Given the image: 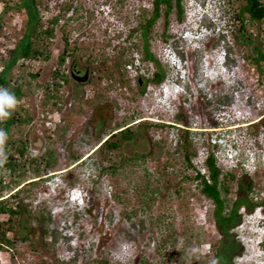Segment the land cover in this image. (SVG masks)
<instances>
[{
    "label": "rangeland",
    "instance_id": "obj_1",
    "mask_svg": "<svg viewBox=\"0 0 264 264\" xmlns=\"http://www.w3.org/2000/svg\"><path fill=\"white\" fill-rule=\"evenodd\" d=\"M16 1L9 0L8 6ZM3 2L0 71L26 20L23 11L4 12ZM61 2L40 0L43 29L60 12ZM151 3L77 0L73 2V8L79 6L77 12L70 9L55 26L49 59L18 61L10 70L7 85L21 83V91L28 92L11 110L20 120L29 117L31 122L19 125L15 120L3 145L4 158L18 166L13 180L19 173L26 175L18 187L8 176L1 180L2 186L11 185V189L3 190L0 200L13 209L20 206L14 219L21 226L8 229L14 222L2 224L8 216L0 215V233L10 230L4 237L9 244L0 241V264H214L212 244L218 235L211 218L212 203L199 192V181L194 179L196 171H203L200 161L205 152L217 157L218 179L227 187L221 193L227 200L226 214L242 194L240 184L251 183L248 199L264 207V168L255 173L229 170L223 160L226 153L233 156L226 152L225 142L232 151L237 148L247 157L264 160V19L246 25L251 38L247 45L235 40V35L240 36L235 13L244 3L241 0H182L181 21L174 10L165 28L162 17L156 20L149 50L161 66L162 81L168 86L181 84L173 66L178 58L186 63L191 81L184 105L176 109L174 102L168 105L170 96L161 102L160 89L151 81L155 65L143 59L142 39L135 31L150 15ZM223 3L225 18L220 17ZM197 17L211 38L183 39V32L198 24ZM64 38L69 49L61 70L68 75L74 62L76 69L88 70V79L79 85L63 81L55 94L60 105H52L54 99L42 105L65 48ZM253 46L262 54L254 64L251 56L259 54L252 53ZM73 48L75 58L68 55ZM116 61L120 66H114ZM28 73L37 77L31 80ZM242 119L253 124H240ZM95 122L100 124L97 131ZM126 124L137 137L120 151L104 155L99 145ZM184 126L190 128L187 135L179 128ZM210 127L220 130L215 133ZM211 136L222 139L224 146L211 147ZM18 142L25 143L22 157L15 153ZM49 152L52 164L45 168L40 160ZM136 152L151 156L120 163ZM185 153L190 154L191 167L185 164ZM112 164L119 165L113 175L106 171ZM37 165L38 178L33 173ZM52 171H57L55 179L47 177ZM16 190L17 199L10 200ZM79 193L82 205L76 199ZM253 210L238 212L241 222L230 231L237 244L230 264H264L254 235L255 231L264 235V230L256 229L259 212Z\"/></svg>",
    "mask_w": 264,
    "mask_h": 264
},
{
    "label": "trees",
    "instance_id": "obj_2",
    "mask_svg": "<svg viewBox=\"0 0 264 264\" xmlns=\"http://www.w3.org/2000/svg\"><path fill=\"white\" fill-rule=\"evenodd\" d=\"M76 1L77 0H70L69 2H67V0H62V2L60 3V12L52 16L47 22L48 23L47 27L43 29L41 23V16L38 8L40 5V0H18L11 7L8 6L9 0H4L3 2V6L5 7L4 12L5 10L8 9L16 10L18 12L23 11L26 17L25 22H23L22 36L15 43L13 49L8 52L9 53L8 61L3 65V68L0 71V88L9 90V92L14 95L16 102H19L23 98H25L28 92L21 91V85H22L21 83L15 84V86L12 88L7 85V79H8L7 76L9 75L10 70L14 67L15 63L18 61L34 62L40 57L43 61L49 59L50 51H51L50 49L51 44H49V41L52 40V38L54 37L55 26L64 16L63 14L68 12L70 9H73L74 12H77L79 6H75V8H73V2ZM241 1H243L244 3L239 7V11L235 13L236 18L240 20V26L238 30L240 36L235 35V40L239 38L241 44L247 45L251 43V38L250 35L247 34L246 25L251 27L254 23L259 24L261 20L264 18V0H241ZM122 2L123 0H118V3L121 4ZM173 10L175 12L177 21H181L183 15L182 0H152L150 15L148 16V18H145L142 24H140L135 29V31L139 32L140 37L142 39L141 53L143 59H145L148 62H152L155 65V71L153 72L151 78V81L154 84H158L162 81L163 72L161 71L160 64L155 60V58L150 53L149 37L155 25V22L158 18L162 17L164 28L168 25V17L171 11ZM133 32L134 31L132 30V32L130 33ZM64 44H65L64 51L62 52V54L58 56L57 70L53 72V80L51 81L50 84H47V91L45 93L46 99L43 100L42 105H46V100L48 101L49 99L51 100L54 99L52 105L54 106L60 105V98L55 94L59 91V87L61 85L60 83H63V81H67L69 79L68 75H64V72L61 70V67L66 59L65 53H67L69 49L67 47L66 38H64ZM74 49L75 48L71 49L70 50L71 52L68 55L70 56L72 55V57H74L73 56ZM254 51L257 52L259 56H256V58L251 56L250 61L253 64L254 61L256 63L260 61L262 55L256 46H253L252 48V53H254ZM246 60L247 61L249 60V56L246 58ZM114 66L118 67L120 66V63L116 61ZM36 77L37 74L28 73V78L31 80L35 79ZM29 81L30 80L26 81L27 87L29 86ZM137 83L139 85L138 81ZM140 91L143 92L142 87H140ZM9 111L11 112V115L4 120H0V129H2L7 134V137L9 136L10 128L12 124H14L15 120L18 121L19 125L23 123L29 124L31 122V118L26 117L25 119L20 120L18 118L19 116H17L14 111H12L11 109H9ZM130 124L128 125L126 124L123 127L116 128L113 131L114 133H112L102 144L99 145V149L104 155H108V153H111L112 155L120 151L123 144L134 141L135 137L137 136H133L132 132L130 131L131 129L130 127H128ZM183 141L185 144L187 143L186 137L183 139ZM16 143H14L15 153L19 157H22L23 153L26 151L25 143L18 142V145H16ZM137 152L138 153L140 152L139 149ZM136 153L134 154V157L124 158L120 163H125L127 159L132 161L136 159H145L146 157L151 156V153L147 154L146 157L144 154H138V153L136 154ZM2 156L4 162H2L0 165V184L2 183L1 180L4 179V177L8 176L12 184L14 183V185L18 187L19 183L21 182L19 179L25 177L26 175L25 172L17 174L16 176L17 180H13L14 179L13 174L15 173V171H17L18 168L17 163L13 159L8 160L4 158V152ZM51 159H52L51 152H49L48 154H45V156L42 157L40 161L41 163H43L44 167L47 168V167H51L52 164ZM184 161L186 166L191 167L190 154L188 153L184 154ZM203 165L206 174H201L200 171H196L194 175V179H196V181L197 180L199 181L197 185L199 192L204 197L209 199L212 203L211 218L216 233L218 235V239L214 242V244H212L214 264H230L233 253L237 249V244L233 240L230 231L234 229L241 222V215L238 213L240 209H245L249 212L254 208V203L248 199V194L252 186L251 183L239 185V189L242 191V194L238 195L235 198V200L231 204L230 210L226 214L225 210H226L227 200L225 199V197L222 196L221 193H225L227 191V187L223 183H221L218 179L220 175V170L216 166V161L211 155H208L206 156ZM118 166H119L118 164H112L110 167L107 168L106 171H108V173L113 175L115 174L116 170L119 168ZM38 169H39V165H37L33 169V173L34 175H36L35 176L36 178L39 177ZM22 182H24V180ZM7 188L11 189V185L2 186L1 184L0 194H2V191L6 190ZM11 191L12 190H10V192ZM176 193L178 194V191ZM18 195L19 192L18 190H16L13 193V195H10L11 197L10 200L17 199ZM0 198H2L1 195ZM19 207L20 206L13 209L10 205L7 204L6 200L5 201L0 200V215L8 216V220L2 224H7L9 226L10 223L14 222L12 223L11 226H9L8 229H12V227L17 228L21 226V221L18 222L17 220L15 221L14 219L16 215L15 211L19 209ZM6 231L9 232L10 230H5L0 233V241H4V243L9 244V241L4 239ZM162 242L165 243V240H163ZM101 264H107V263L103 262Z\"/></svg>",
    "mask_w": 264,
    "mask_h": 264
},
{
    "label": "clouds",
    "instance_id": "obj_3",
    "mask_svg": "<svg viewBox=\"0 0 264 264\" xmlns=\"http://www.w3.org/2000/svg\"><path fill=\"white\" fill-rule=\"evenodd\" d=\"M217 2H218V0H217ZM225 13H226V11L224 10V3H223L222 8H221V12H220V17L225 18ZM201 19H202L201 17H197L196 21L198 20V24H195V28L192 27L191 31L183 32V34H182L183 39L184 38H187V39L190 38V39H194V40H197V39L201 40V39H204V37H206V36L211 38V36L208 33L209 32L208 29H206V27H203ZM170 53L172 54L173 57H175L173 51L172 52L170 51ZM223 58H224V61H226L227 53L223 54ZM173 62L175 63V65H173V66L175 67V69L178 72V74H177L178 80L181 81V84L173 83L170 86H168L164 81H161L160 83L155 84V86L159 87L158 88V89H160L159 92L162 94V101L161 102H166V100L170 96V100L168 101V105H172L174 102L175 108L177 109V108H180L181 106L184 105V101L187 99V94L190 91L189 86L191 85V81L189 80L186 63L184 61H181L179 58H178V60H175ZM176 63H177V65H176ZM169 91H170V93H169ZM236 95L237 94L235 93L234 96H236ZM16 103L17 102L15 100L14 95L11 94L9 92V90L4 89V88H0V120H4L11 115V112L9 111V109H14L16 106ZM225 110H227V108H225ZM225 110H223V112ZM242 120H243V122H241L240 124H244L247 126H251L253 124V123L251 124L250 121L247 122V119L246 120L242 119ZM215 123H217V122H215ZM254 123H256V122H254ZM179 128L182 129L183 131H185L184 133L186 135L188 134L187 131L190 130V128H188L186 126H184V128H181V127H179ZM210 128L215 133H217V130H220V128H218V127H210ZM199 138L201 141L203 140L201 136H199ZM6 139H7V134L2 129H0V156L3 155V145L6 141ZM209 139H210V144L212 145L211 147H215V146H222L223 147L225 145L227 148L226 152H230V154H233V156H230L226 153L225 154L226 157L223 158V160H226V162H227V164H226L227 166H224L226 169H229V170L239 169L241 171H245V173L246 172L247 173H251V172L255 173L257 168H262V167L264 168V160L261 159L260 157H258L256 154H255L256 158H255V156L253 157L251 155L249 157H247L245 154H241L240 150L237 148H236V150L232 151L233 148L231 145H228V143L225 142V144L223 145L222 143H224V141L222 139H219L218 136H211ZM203 150L206 151L205 148H203ZM258 152L260 153L261 150L258 149ZM201 155H202V160L200 161V165L202 166V170L205 171L204 167H203L204 166L203 162H204L206 156L211 155L215 161H216L217 157H214V155H212L209 152L208 153L205 152V154H201ZM198 171H200L201 174H205L201 170H198ZM56 174H57V171H52V175L50 174L51 176H47V177L49 179H55ZM74 191L73 190L70 191L71 194L74 193ZM77 198L80 199L79 204L82 205L83 201L81 199L80 193L78 195H76V199ZM261 208H264V207L256 205L253 208L254 209L253 212H255V213L259 212V215L256 217V219H258L259 221H258L257 225H255V226H256V229H259V231L261 233H263L262 230H264V224H263L264 214L262 213ZM242 210H244V209H242ZM261 214H262V216H261ZM248 215L251 216L252 212L249 213ZM254 235L258 239L255 241V244L259 248V250H258L259 253L262 254V253H264V235H260V233L256 232V231L254 232ZM262 256H263L262 260L264 261V254H262Z\"/></svg>",
    "mask_w": 264,
    "mask_h": 264
},
{
    "label": "flooded vegetation",
    "instance_id": "obj_4",
    "mask_svg": "<svg viewBox=\"0 0 264 264\" xmlns=\"http://www.w3.org/2000/svg\"><path fill=\"white\" fill-rule=\"evenodd\" d=\"M88 74V70L87 69H84V71H80V70H78V69H76V67H75V65H73V63L72 64H70V66H69V73H68V78L71 80V81H74V82H76V83H84V82H79V81H77V78H80V77H82V76H84V74ZM89 75V74H88ZM88 79V78H87ZM87 81V80H86ZM99 122H95V125H94V127H95V131H97L98 129H99ZM26 148V147H25ZM23 154H25V152L23 153Z\"/></svg>",
    "mask_w": 264,
    "mask_h": 264
},
{
    "label": "water",
    "instance_id": "obj_5",
    "mask_svg": "<svg viewBox=\"0 0 264 264\" xmlns=\"http://www.w3.org/2000/svg\"><path fill=\"white\" fill-rule=\"evenodd\" d=\"M87 78H88V74L86 73V74H84V76H82V77H80V78H77V81H79V82H84V81L87 80Z\"/></svg>",
    "mask_w": 264,
    "mask_h": 264
}]
</instances>
